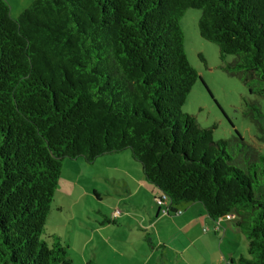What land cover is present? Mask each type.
Masks as SVG:
<instances>
[{
	"label": "trees",
	"instance_id": "16d2710c",
	"mask_svg": "<svg viewBox=\"0 0 264 264\" xmlns=\"http://www.w3.org/2000/svg\"><path fill=\"white\" fill-rule=\"evenodd\" d=\"M188 9L221 70L261 96L264 0H33L16 18L0 0V264H73L45 231L62 163L123 150L166 215L190 203L232 215L246 249L229 264H264V156L181 113L199 79L183 49ZM247 113L263 131L258 104Z\"/></svg>",
	"mask_w": 264,
	"mask_h": 264
},
{
	"label": "rangeland",
	"instance_id": "374dc122",
	"mask_svg": "<svg viewBox=\"0 0 264 264\" xmlns=\"http://www.w3.org/2000/svg\"><path fill=\"white\" fill-rule=\"evenodd\" d=\"M4 1L10 16L16 18L33 0ZM199 15V10L188 9L179 22L184 54L199 77L188 93L181 113L194 116L201 128L214 126L213 141L226 140L233 144L235 130L245 144L264 156V130H259L247 113L249 104L257 103L264 115V93L259 97L249 94L247 86L239 79L221 70L217 47L198 35ZM231 59L227 57L228 62ZM122 180H144L139 164L131 159L128 150L100 156L92 163L81 158L63 161L45 231L55 233L68 247L73 264H86L89 260L96 264H156L155 257L161 263L162 249L157 248L149 254L153 247L141 231V225L146 223L142 220L143 210L136 207L135 188L131 185L134 194L129 196L120 188ZM147 231L152 234L151 228ZM221 237L219 235L213 241L210 251L198 248L199 254L193 264H209L208 260H215ZM226 239L222 248L225 251V248L235 249L239 255L236 238L227 233ZM173 250L165 252L167 264L177 263ZM192 251L188 254L192 255ZM178 263L183 264L180 259Z\"/></svg>",
	"mask_w": 264,
	"mask_h": 264
},
{
	"label": "crops",
	"instance_id": "0c3cea01",
	"mask_svg": "<svg viewBox=\"0 0 264 264\" xmlns=\"http://www.w3.org/2000/svg\"><path fill=\"white\" fill-rule=\"evenodd\" d=\"M115 182L118 184L119 180H115ZM131 185L135 188L136 192L135 196L138 202L136 207L143 210L142 220L146 223V225H141V231L144 232V235L150 241L151 247H153L152 252L149 254H153L157 248L162 249L160 255L161 263H158V259L155 257L154 262L156 264H167L165 252L170 249H174L173 253L177 262L176 264H179V259L183 264H193V260H197L196 254H199L198 248H205L210 251L213 248V241H215L219 235L222 236L218 241L219 255H217L215 260H208L209 264H222L223 262L229 264L231 259H236L238 256L245 254L246 242L240 231L234 227L233 218H222L213 221L206 216L200 204V206H197L198 203L179 205L174 209L179 211V214L170 212L166 215L163 214L161 208L153 202V200L155 201L160 196L159 191L155 187L148 184L145 180H122V187L120 188L128 193L129 196H133L134 193H131L130 190H133ZM164 220L166 222H163ZM161 223L166 224H164V226ZM230 225H232V229ZM150 228L152 234H147L146 232H148L147 230H150ZM227 233L236 238L239 244V255H237L235 249L225 248L227 249V251H225L222 248L223 241H227ZM196 244H198L199 247H197ZM191 249L193 250L192 255L190 253L188 254Z\"/></svg>",
	"mask_w": 264,
	"mask_h": 264
},
{
	"label": "built area",
	"instance_id": "2783aa9c",
	"mask_svg": "<svg viewBox=\"0 0 264 264\" xmlns=\"http://www.w3.org/2000/svg\"><path fill=\"white\" fill-rule=\"evenodd\" d=\"M158 207L161 208V211L163 214H166V211H167V202L166 200L164 199V197L160 194V196L155 200ZM180 212L178 211L176 214H179Z\"/></svg>",
	"mask_w": 264,
	"mask_h": 264
}]
</instances>
